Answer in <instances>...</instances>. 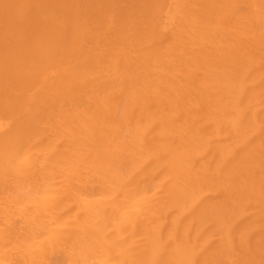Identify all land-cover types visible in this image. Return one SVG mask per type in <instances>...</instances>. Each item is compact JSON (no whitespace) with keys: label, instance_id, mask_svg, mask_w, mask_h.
I'll return each instance as SVG.
<instances>
[{"label":"bare ground","instance_id":"bare-ground-1","mask_svg":"<svg viewBox=\"0 0 264 264\" xmlns=\"http://www.w3.org/2000/svg\"><path fill=\"white\" fill-rule=\"evenodd\" d=\"M0 264H264V0H0Z\"/></svg>","mask_w":264,"mask_h":264}]
</instances>
